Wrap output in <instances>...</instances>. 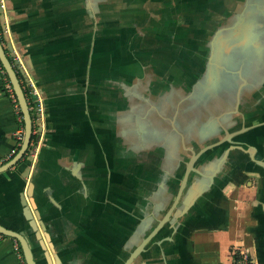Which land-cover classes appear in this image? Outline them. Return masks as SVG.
Segmentation results:
<instances>
[{"label": "crops", "instance_id": "0c3cea01", "mask_svg": "<svg viewBox=\"0 0 264 264\" xmlns=\"http://www.w3.org/2000/svg\"><path fill=\"white\" fill-rule=\"evenodd\" d=\"M0 39L43 105L33 153L0 172V224L38 264L30 183L52 264H121L208 144L131 264H231L235 247L264 264V0H0ZM12 95L0 71V164L22 141ZM0 264H25L1 233Z\"/></svg>", "mask_w": 264, "mask_h": 264}, {"label": "water", "instance_id": "95a60500", "mask_svg": "<svg viewBox=\"0 0 264 264\" xmlns=\"http://www.w3.org/2000/svg\"><path fill=\"white\" fill-rule=\"evenodd\" d=\"M6 48L10 50V46L8 45ZM0 63L7 74L8 80L10 82V85L12 87V90L14 92V95L16 96L17 104L19 106V109L22 114V120H23V138L21 141V144L19 148L16 150V152L5 162L0 164V172L12 167L15 165L27 152V149L29 147V142L32 137V128H33V118L31 114V110L29 108V104L27 101V98L25 96V90L20 82L18 72L15 68V64L17 63L15 60H12V57L7 54L5 47L3 46L1 39H0ZM240 73V72H239ZM237 73V76L241 82L245 80V77L242 75V73ZM239 91V90H238ZM239 94V92H237ZM239 96V95H238ZM224 136L220 138L219 142H222L223 140H228L230 137L231 132L224 131ZM215 143V142H214ZM213 144V143H212ZM211 144H208L201 148L197 152H192L190 157L188 158L186 164L183 176L180 179V183L178 186V190L176 193V196L174 197L173 201L167 208V210L164 212V214L157 218L156 223L151 227V229L141 238L139 243L131 250L129 255L126 259L123 260L121 264H131V262L144 250L146 244L155 236V234L161 229V227L170 219L171 214L173 213L177 202L179 200L180 194L185 186L187 175L190 170L193 169V162L196 159V157L203 152L205 149H207ZM33 151V150H32ZM31 160V157L28 158ZM32 183H30L27 186L26 194L28 196V202L24 199L23 195L20 196V203L22 205V214L24 218L27 220L28 225L31 227V229L34 231L36 238L39 240V245L41 246L43 250V255L45 258L46 264H52V260L50 257V253L46 248V245L44 244V241L42 239V236L39 232L38 225L34 219L32 210L34 211L40 227L45 229V226L43 225L40 215L37 212V205L35 203L34 197L32 195ZM0 233L10 236L14 238L17 243L20 246L22 256L24 259L25 264H38L33 251L32 247L29 241V238L25 234L24 230H14L8 227H5L4 225L0 224ZM45 238H48L47 232H44ZM49 239V238H48ZM55 256V255H54ZM56 257V256H55ZM57 259V257H56ZM58 264V263H57ZM59 264H62L59 262Z\"/></svg>", "mask_w": 264, "mask_h": 264}, {"label": "built area", "instance_id": "2783aa9c", "mask_svg": "<svg viewBox=\"0 0 264 264\" xmlns=\"http://www.w3.org/2000/svg\"><path fill=\"white\" fill-rule=\"evenodd\" d=\"M0 71L4 73V70L2 69L1 65H0ZM20 79V78H19ZM21 84L24 87H26V85H29V93H30V98L28 100V104H29V108L31 110V114L33 116V113H37L38 115H41L42 111H43V105L41 103V99H40V95L38 93L37 88L32 84L30 78L27 76H25V80L21 81ZM13 96L14 102H15V106H17V102H16V98ZM23 131L24 128L18 129L16 131V137L18 139V141L22 140L23 138ZM37 140H34L33 138H31L30 142H29V147L32 148V150L35 149ZM13 153V151H12ZM12 153L10 155H12ZM33 153V151H32ZM15 247L17 248L18 246L15 243ZM233 257L231 260V264H255V261L253 259V256L249 253V251L241 249V247H235V249L233 250L232 253Z\"/></svg>", "mask_w": 264, "mask_h": 264}, {"label": "trees", "instance_id": "16d2710c", "mask_svg": "<svg viewBox=\"0 0 264 264\" xmlns=\"http://www.w3.org/2000/svg\"><path fill=\"white\" fill-rule=\"evenodd\" d=\"M1 67H2V65H1ZM3 69V68H2ZM4 74H5V77L7 78V80H8V77H7V74L4 72ZM9 81V80H8ZM17 102V101H16ZM19 112H20V114H21V111L19 110ZM22 123H23V121H22ZM31 138H33V134H32V137ZM20 251H21V249H20Z\"/></svg>", "mask_w": 264, "mask_h": 264}, {"label": "flooded vegetation", "instance_id": "af4514ba", "mask_svg": "<svg viewBox=\"0 0 264 264\" xmlns=\"http://www.w3.org/2000/svg\"><path fill=\"white\" fill-rule=\"evenodd\" d=\"M17 105H18V104H17ZM28 148H29V147H28ZM27 150H28V149H27ZM12 155H13V154H12ZM12 155H11V156H12ZM11 156H10V157H11Z\"/></svg>", "mask_w": 264, "mask_h": 264}, {"label": "rangeland", "instance_id": "374dc122", "mask_svg": "<svg viewBox=\"0 0 264 264\" xmlns=\"http://www.w3.org/2000/svg\"><path fill=\"white\" fill-rule=\"evenodd\" d=\"M231 250L233 251V248H231ZM232 251H231V252H232Z\"/></svg>", "mask_w": 264, "mask_h": 264}]
</instances>
